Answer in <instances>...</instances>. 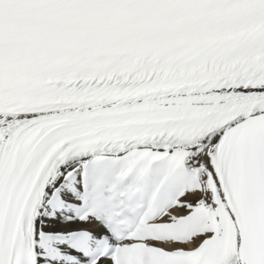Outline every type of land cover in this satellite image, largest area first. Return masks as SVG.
Wrapping results in <instances>:
<instances>
[{
  "label": "snow or ice",
  "instance_id": "6c2138e0",
  "mask_svg": "<svg viewBox=\"0 0 264 264\" xmlns=\"http://www.w3.org/2000/svg\"><path fill=\"white\" fill-rule=\"evenodd\" d=\"M0 264H264V0H0Z\"/></svg>",
  "mask_w": 264,
  "mask_h": 264
}]
</instances>
